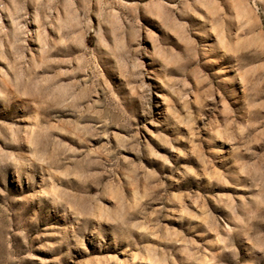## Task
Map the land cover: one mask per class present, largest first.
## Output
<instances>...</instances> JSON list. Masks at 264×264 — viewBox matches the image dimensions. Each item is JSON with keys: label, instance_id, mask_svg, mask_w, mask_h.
I'll return each instance as SVG.
<instances>
[{"label": "rangeland", "instance_id": "rangeland-1", "mask_svg": "<svg viewBox=\"0 0 264 264\" xmlns=\"http://www.w3.org/2000/svg\"><path fill=\"white\" fill-rule=\"evenodd\" d=\"M0 264H264V0H0Z\"/></svg>", "mask_w": 264, "mask_h": 264}]
</instances>
